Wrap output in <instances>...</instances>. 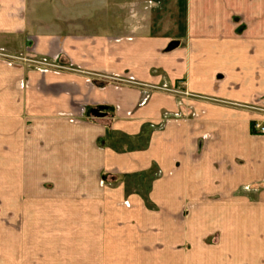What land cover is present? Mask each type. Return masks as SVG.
<instances>
[{
	"label": "crops",
	"instance_id": "crops-1",
	"mask_svg": "<svg viewBox=\"0 0 264 264\" xmlns=\"http://www.w3.org/2000/svg\"><path fill=\"white\" fill-rule=\"evenodd\" d=\"M149 1L0 0V264H264V0Z\"/></svg>",
	"mask_w": 264,
	"mask_h": 264
},
{
	"label": "rangeland",
	"instance_id": "rangeland-1",
	"mask_svg": "<svg viewBox=\"0 0 264 264\" xmlns=\"http://www.w3.org/2000/svg\"><path fill=\"white\" fill-rule=\"evenodd\" d=\"M47 5H45L46 7L44 8L43 14L44 16L51 14V8L49 6L51 0H47ZM142 1V0H140ZM83 2H85V4H83ZM151 1H149V5H145L143 7H135L132 6L133 0H77V3L79 4V8H77L79 11H81V14L88 12L89 10L87 9V6H91V15H92V20L94 22L92 23H86L85 25H87L88 27H92L93 29H98L99 27H103V31L105 30H109V32H113V31H125V33L127 32H131V30L137 31L138 29H140L143 25H145L144 19L146 18L145 14H147V11H152V8L150 7V3ZM117 4H123V8H121L120 6H117ZM141 11V13H139V11ZM121 14L122 16H124L126 18V15H132L135 14L136 17H138V19L141 22H135V23H126L125 22H121L122 18H121ZM141 15L140 17L138 15ZM118 16V17H117ZM143 21V22H142ZM171 44H175L174 46L178 45V41H172ZM172 47V48H173ZM16 59H20L18 56L15 57ZM21 60V59H20ZM23 61H27L29 64H33L36 63L38 65H42L44 67H54L56 64H54L51 60L48 59H37V58H24L22 57ZM163 90L166 91V89L162 88ZM174 92V91H173ZM176 93L178 94H182V95H191L188 92H186L185 90H183L181 93L178 91H176ZM236 106H239V104H234ZM241 105V104H240ZM241 107H249L254 110H257L260 108L254 106H249V105H244L242 104ZM264 110V109H261ZM262 123L261 121L255 120L252 122L251 124V128L252 130L254 129V124L255 123ZM255 131V130H254ZM257 134V133H256ZM260 135V134H258ZM264 137V136H263Z\"/></svg>",
	"mask_w": 264,
	"mask_h": 264
},
{
	"label": "built area",
	"instance_id": "built-area-1",
	"mask_svg": "<svg viewBox=\"0 0 264 264\" xmlns=\"http://www.w3.org/2000/svg\"><path fill=\"white\" fill-rule=\"evenodd\" d=\"M253 127L257 134L264 136V121L262 123L259 122L255 123Z\"/></svg>",
	"mask_w": 264,
	"mask_h": 264
},
{
	"label": "water",
	"instance_id": "water-1",
	"mask_svg": "<svg viewBox=\"0 0 264 264\" xmlns=\"http://www.w3.org/2000/svg\"><path fill=\"white\" fill-rule=\"evenodd\" d=\"M173 45H175V44H170V45L168 46V48H172V47H173Z\"/></svg>",
	"mask_w": 264,
	"mask_h": 264
}]
</instances>
